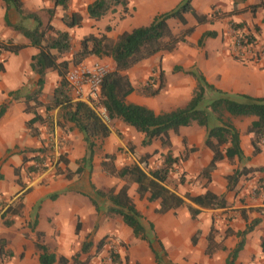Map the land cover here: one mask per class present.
I'll return each instance as SVG.
<instances>
[{"label":"crops","instance_id":"obj_1","mask_svg":"<svg viewBox=\"0 0 264 264\" xmlns=\"http://www.w3.org/2000/svg\"><path fill=\"white\" fill-rule=\"evenodd\" d=\"M91 1L69 0L68 10L76 11L81 16L80 25L74 27L64 25L61 20L63 10L61 7L55 6L53 0H20V3L22 11L35 14L42 25L49 22L54 29L66 31L70 36V43L74 40L73 49H75L79 40L88 33L103 32L107 37L114 38L125 30L121 27L122 29L120 28L114 35L110 34L111 29L104 31L106 25L110 26L107 21L108 17L115 18L121 12L120 5L114 6L111 11L94 20L88 18L86 14V5ZM179 2L180 0H140L139 2L127 0L126 8L128 17L135 22L132 27H135L147 24L155 14L168 11ZM257 3L258 0H191L190 6L197 14H212V18L197 24L194 17L186 12L183 14L185 24H181L174 18L168 19L167 23L173 33H178L187 26L193 25L194 28L185 41L178 42L173 50L154 53L122 72L128 77L132 86V79L155 77L158 72H162L166 85L164 88L172 87V91L163 90L161 95L154 96L161 97L160 107L149 103L148 97L137 96L136 98L134 91L127 95V101L145 105L156 112L183 105L190 97L195 82L189 75L181 71L172 72L173 66L183 69L194 67L201 72L208 83L227 93H244L254 97H264V62L254 64L234 59L230 55L226 41L228 26L233 24L244 29L241 31L251 34L256 44L264 48V6L255 7L254 12H250L248 9L250 5ZM233 8L238 12L228 13ZM5 21L11 25L21 23L27 27L34 24L31 18H22L13 6L6 7L0 0V39L10 40L14 43H26L27 39L13 30L10 25H6ZM205 31H212L214 35L204 37L202 43L197 45L198 39ZM37 51V48L27 45L16 53H0V104L7 103L4 112L0 115V207L20 195L22 203L20 214L13 217L10 226H4L0 218V237L6 240V246L11 252L10 256L0 257V264H39V251L34 246L36 231L42 233L39 241L46 246L48 252L53 253L56 259L59 256L68 259L67 264H71V257L80 251L83 242L82 238L77 239L76 235L79 233L86 235L88 230L81 233L80 219L76 217L75 221L73 220L74 204L70 197L75 191L88 194V187L93 185V176L97 177L99 181L106 179V176L107 179L109 178L101 167L104 154H114L115 149L124 147L125 138L126 142L130 143L134 149L136 140L140 144L142 138L141 133L136 132L120 120L109 119L106 124L109 130L108 135L95 140L96 145L101 144L102 156H99L96 148L90 169L85 167L79 175L70 178L62 175L64 179L60 178L62 176L53 172L50 167L40 173L33 171L29 173L26 170L29 161H23V158L31 156L32 153L28 150L38 148L41 142L47 141L51 134L60 136L63 140L61 151L64 153L67 163H61V169L74 170L85 151L82 134L71 123H65L64 129L56 125V108L48 112L44 110L43 106L35 108L43 120L48 118L47 120L51 121L50 127H48L47 120L35 121L32 124V130L26 126V121L32 117V113L24 110L26 105L24 96L36 88L38 75L31 70L29 63L31 56ZM102 59H105L109 69L113 67V62L107 57L88 56L82 62L90 63ZM176 80L178 83L174 84ZM57 81L56 71L46 69L41 93L38 97L42 103L46 102V96L51 93ZM15 91L16 94L13 93ZM28 104L31 102L29 101ZM250 120L251 117L231 118L232 124L238 130L242 154L248 159L240 163L235 157L232 160L222 158L216 161L215 168L209 174L210 181L206 187L203 184L200 187H191L187 190L191 194L202 193L206 188L215 194L223 193L226 203L224 207L206 209L193 205L200 209L194 218L190 217L185 205L164 213H157L155 212L157 201H148L145 196L139 197L135 191L136 185L128 183L127 194L142 215L144 223L150 222L152 225L151 246L156 257L148 243L133 236L130 227L125 225L119 216H108L103 212H96L90 203L92 209H88L87 213L119 218V222H116L115 225L97 227L94 240L99 239L100 241L102 236H105V231H111L112 238L119 244L116 253L120 264H226L229 252L240 239L237 232L243 230L251 219L259 218V222L253 229L244 234L242 247L230 264H259V262L264 264V244L261 245L264 235V219L255 211L247 210L248 207L264 206L263 191L257 194L255 191L254 195L248 194L250 187L258 181V178H262V174L260 172L250 173L249 176H246L248 178L239 179L230 190H226L224 177L240 164L251 168L264 165V147H260L258 153L252 154L249 136L245 133L246 125ZM177 133H180L181 139L188 138L189 144H194L192 146L195 147V150L189 151L190 155L181 161L186 170L189 168L191 172H194V175L199 176L200 170L208 163L212 154L203 145L204 128L194 123L189 126H181L175 133L168 132L169 140L172 135ZM261 143H264V140ZM52 147L53 154L59 153L58 150H55V144ZM15 169L18 170L17 175ZM252 174L253 176H251ZM17 178L24 186L22 189L16 181ZM114 179L118 181L117 186L109 187L117 189L124 180L112 176L108 180L113 182ZM130 187L133 188L140 205L130 196ZM94 188L96 187L94 186ZM240 196L242 197L239 198ZM241 210H244L245 218L242 217ZM77 222H79V230L75 233L74 228ZM211 226L214 228L215 240L220 241L218 247L210 255H207L204 253L205 237ZM196 232V241L192 244L190 238ZM159 244H161L162 250ZM87 251L80 252L78 259H87L88 263L93 264V256L91 259L83 256V253H88ZM251 256L252 259H250ZM53 264L59 263L56 260Z\"/></svg>","mask_w":264,"mask_h":264},{"label":"trees","instance_id":"obj_2","mask_svg":"<svg viewBox=\"0 0 264 264\" xmlns=\"http://www.w3.org/2000/svg\"><path fill=\"white\" fill-rule=\"evenodd\" d=\"M2 1L6 7L8 5L13 6L22 18H31L34 21L31 27L24 26L21 23L11 25L5 21L6 25H10L13 30L27 39L26 43H14L10 40L0 39V53H16L27 45L38 49L37 53L31 56L29 63L31 70L38 75V79L36 88L24 96L26 103L24 110L32 113V117L26 121V126L32 130V124L35 121L41 122L48 119L44 118L43 120L36 112V107L43 106L46 112L56 108V125L64 129L63 125L65 123H71L82 134L85 143L84 155L79 159V164L74 170L68 168L60 170V164H66L67 160L61 151V147H59V153L54 162L55 173L63 171L64 176L70 178L74 175H79L85 167L90 169L96 148L95 140L106 137L109 132L108 126L100 119L95 109L81 100L73 99L66 88L64 75L68 68L82 62L88 56L107 57L113 62V67L101 79L97 105L105 110L108 119H118L132 127L136 132L141 133V146H147L153 140H158L161 146L168 148L170 146L169 131L175 133L179 127L189 126L193 123L204 128L203 145L212 153L208 163L199 172V175L204 176L206 179L204 187L210 181L209 174L215 168L216 161L222 158L232 160L235 157L237 162L240 163L248 159L242 154L240 149L238 130L232 124V117H251V120L246 125L245 133L249 136L252 154L260 151V141L264 140V97H254L244 93L230 94L222 91L208 83L201 72L194 67L188 69H183L179 66L172 67V72L181 71L189 75L195 82L190 97L181 106L156 112L145 105L129 102L126 99L127 95L135 91V89L128 77L122 72L154 53L173 50L178 42L185 41V38L194 28L193 25L187 26L180 32L173 33L167 23L168 19L174 18L181 24H185L183 14L186 12H189L194 17L197 24L212 18V14H197L190 6L191 0H180L172 9L155 14L147 24L123 30L114 38L107 37L103 32L97 34L88 33L79 40L75 49L71 48L70 36L66 31L54 29L49 22L42 25L35 14L22 11L20 0ZM53 4L63 10L61 20L66 27L80 25V14L76 11L68 10L69 0H53ZM126 4L127 0H92L86 5V14L88 18L97 20L108 11H111L116 5H120L122 12L127 13ZM258 6H264V2L258 0L257 4L250 5L248 9L250 12H254L255 7ZM236 12L238 10L233 8L228 13ZM108 30L109 26L106 25L104 31ZM213 35L214 32L212 31L203 32L197 41V45L202 43L204 37ZM246 37L254 40L251 34H247ZM46 69L55 70L58 75V81L51 93L46 96V102L42 103L38 97L41 93L43 75ZM162 87L163 75L162 72H158L155 77H149L146 84L139 88V91L144 95L154 96ZM13 93L16 94V91ZM29 101L31 104H28ZM6 106V102L0 104V115L4 112ZM47 121L48 127H50L51 121ZM48 130L51 132L50 129ZM193 150H195L194 146L189 147V151ZM28 151H31L32 155L27 158L24 157L23 161H29L26 168L29 173L32 171L40 173L47 168L43 164L46 159H49L50 162L53 161L50 157L53 147L49 140H43L38 148ZM128 151L134 158L131 163L116 167L113 164L114 154H104L101 161L104 173L124 180L123 184L117 189L109 187L106 190H101L94 188L92 184L90 187L93 189L94 195L104 202L103 214L119 216L122 222L130 227L133 236L145 240L152 252V225L148 222L147 229L145 228L142 215L127 194L128 183L136 185L135 191L139 197L145 196L148 201H157L155 208L157 213H164L185 205L190 217L194 218L200 211L199 208L216 209L225 206L223 193L215 194L206 188L202 193L191 194L184 192L183 194H178L167 186L173 165L178 160L186 159V154L178 158L171 156L167 149L168 154L162 157L161 163L150 167L148 158L151 154H139L134 151L132 145L128 146ZM254 172L262 174V178L257 179L256 194L260 191L264 192V168L262 166L251 168L243 164H240L231 173L224 176L226 190L232 189L240 178H244ZM15 173L16 175L18 174L17 169H15ZM16 181L21 186L20 189H22L24 187L23 184L18 178ZM89 200L95 211H99L96 201L91 197H89ZM21 208V195L15 197L8 204H2L0 207L2 224L10 226L13 222V217L20 214ZM247 210L255 211L264 219V206L248 207ZM243 212L244 210H241L242 217L245 218ZM259 220V218L251 219L243 230L237 232L240 239L229 252L226 264H230V261L235 258L242 247L244 234L252 230ZM78 230L79 222L76 223L74 232L77 233ZM214 233V228L211 226L205 237L206 246L204 253L207 255H210L219 245L220 240H215ZM196 234L197 232L190 238L192 244L196 241ZM35 235L34 246L39 251V264H53L56 260L59 264H67L68 259L62 256L56 259L53 253L47 251L46 246L39 241L42 235L41 232L36 231ZM6 244V240L0 237V257L10 256L11 254ZM102 244L104 243L100 240L97 244L98 248ZM263 244L264 235L261 239V245L263 246ZM159 246L162 250L161 244ZM89 247L90 242L83 241L80 251L71 257V264H90L87 259H78L79 253L86 252ZM107 253L112 258V264H120L116 252L110 250ZM153 253L154 257H156L155 252Z\"/></svg>","mask_w":264,"mask_h":264},{"label":"rangeland","instance_id":"obj_3","mask_svg":"<svg viewBox=\"0 0 264 264\" xmlns=\"http://www.w3.org/2000/svg\"><path fill=\"white\" fill-rule=\"evenodd\" d=\"M136 2H139L140 0H135ZM110 23L109 29L110 30V34L114 35V33L116 31H118L121 27H123L125 30H129L132 26H134V20L132 18L128 17V12L127 13H123L122 10L121 12L115 16V18L113 17H108L107 20ZM236 28L242 29L241 27H237L236 25H233ZM122 29V28H121ZM244 30V29H242ZM246 30V29H245ZM100 33V32H98ZM95 34V33H94ZM77 40V39H76ZM76 43V41H75ZM72 44V49L74 46V40H72L71 42ZM95 62H101L103 64H106L105 59L99 60V61H95ZM92 62H90L91 64ZM89 64V63H88ZM148 78H141L138 80H134L133 81V86H134V94L135 97L137 98V96H143V97H148V99L150 100L149 103H151L153 106H158L160 107V101H162L160 96L154 97L158 94H162L163 90H168L169 92H171V88L172 87H166L164 88L166 85L164 84V80H163V88L154 96H147L142 94L139 91V88L142 85H145L147 82ZM178 83L177 80L174 81V84ZM168 85V84H167ZM165 96V95H164ZM164 107V106H163ZM172 108V107H170ZM242 122V121H240ZM60 137V136H59ZM123 138V137H122ZM98 140V139H97ZM184 142H183V141ZM126 138L124 139V147H120L118 149H115V151L113 152L115 155V159L113 161L114 165L116 166H120L121 164H125V163H131L132 161H134V158L132 157V155L127 151L128 146L130 145V143L126 142ZM127 144H126V143ZM130 142V141H129ZM101 145V144H100ZM100 145H96L97 148V153L99 154V156H102L101 150H100ZM194 145L193 143L189 144L188 142V138H183L181 139L180 133H177L175 135L171 136V140H170V146L168 148L163 147L160 145L158 140H154L152 141L149 145L147 146H141L138 142V140H136V143L134 145V149L137 153L140 154H151L150 157L148 158V162L150 167H154L158 164L161 163L162 161V157L165 156L167 153V149L169 150V153L171 156H175L178 158H181L182 155H185L188 157L190 155L189 152V147ZM260 147H264V143L260 142ZM95 148V149H96ZM124 148V149H123ZM58 155L55 156L54 160H56ZM264 168V165H260ZM62 168V167H61ZM191 168V166H190ZM51 170L54 172L56 169L55 167H52ZM63 170V169H60ZM57 174V173H56ZM59 176H64V172L61 171L60 173H58ZM60 177L63 178L64 177ZM249 176V175H248ZM253 176V174L251 175ZM110 179L111 176H108ZM106 179H100V181L98 180L97 177L93 176L92 177V181H93V186H95L98 189L101 190H106L107 188H109V186H117L118 181L116 179L113 180V182H110L107 179V176L105 177ZM248 178V177H245ZM112 180V178H111ZM205 177L204 176H196L194 175V172H191L190 169L188 168L187 170L184 167V164L181 160H178L174 165H173V169L171 170V173L169 175L168 181H167V185L172 188L173 190H175V192L182 194L183 192H187L188 189H190L191 187H200L204 184L205 182ZM240 180H242V178H240ZM89 183V180H88ZM257 184L254 183L255 186ZM97 185V186H96ZM251 188V187H250ZM88 194H85L83 192H79V191H75L72 196L70 197L73 204H74V210H73V220L75 221V218L77 217L78 219H80L81 221V233L84 230H88V233L86 235H83V233L80 235L77 234L76 238H82V241L87 240L91 243V246L89 248V250L87 251L88 253H83L84 257H88L93 261V264H99L102 262V260L104 259L105 255L107 254V243L106 240L108 238H111V231H105V236L100 239L103 241L104 244H102L101 247L98 248L97 246V242L99 241V239H95L94 240V233L97 230V227H110L112 224L115 225L116 222L118 221V217H107V216H103L102 214H98V213H92L89 214L87 213L88 209H92V205L90 204L88 198L91 197L93 198L98 206L99 212L102 213L103 207H104V202L102 199L98 198L96 195H94L93 190L88 187ZM189 192V191H188ZM129 194L132 197V199H135L137 204L140 205L141 203L138 201L136 194L133 191V188L130 187L129 189ZM248 194H250V189L248 191ZM242 196H240L239 198H241ZM73 221V222H74ZM145 228L147 229V224L144 223ZM119 246V244H117ZM116 250V249H115ZM253 257L251 256L250 259H252ZM264 260V259H263ZM259 264H261L259 262Z\"/></svg>","mask_w":264,"mask_h":264},{"label":"built area","instance_id":"obj_4","mask_svg":"<svg viewBox=\"0 0 264 264\" xmlns=\"http://www.w3.org/2000/svg\"><path fill=\"white\" fill-rule=\"evenodd\" d=\"M248 33L241 31L236 28L233 24H229L227 33V44L229 47L230 55L241 62L258 63L264 62V48L258 46L255 40L248 39L246 37ZM109 70L107 64L101 62L83 63L80 62L76 65H72L68 68L64 75L66 81V88L70 96L75 100H81L87 103L90 107L94 108L100 119L107 124L109 119L106 116L105 110L97 105L99 88L103 75ZM55 137V138H54ZM50 141L52 146L55 144V150L61 147L63 140L59 136L51 134L47 139ZM263 142V140H261ZM58 154V153H57ZM56 154V155H57ZM55 154H51L52 162L46 159L43 164L46 167H54ZM38 166L37 164H33ZM257 188V184L250 188V194L254 195ZM107 251L116 252L117 242L114 238H108L106 240ZM116 249V250H115ZM99 264H112V258L107 253Z\"/></svg>","mask_w":264,"mask_h":264}]
</instances>
